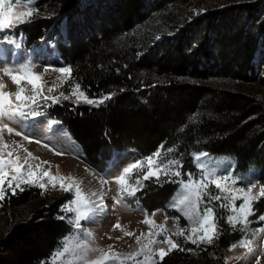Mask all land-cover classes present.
<instances>
[{
    "label": "trees",
    "instance_id": "1",
    "mask_svg": "<svg viewBox=\"0 0 264 264\" xmlns=\"http://www.w3.org/2000/svg\"><path fill=\"white\" fill-rule=\"evenodd\" d=\"M80 1L36 0L39 10L50 3L52 16L9 34L22 32L24 48L32 49L50 35L45 28L58 31L65 19L73 21ZM202 2L118 0L99 35L85 39L73 25L70 45L57 43L72 69L69 85L79 83L93 100L114 93L99 105L61 98L47 111L99 172L109 168L115 152L135 149L147 157L163 145L174 149L168 155L181 161L184 180L187 173L200 179L193 154L208 153L233 159L239 173L256 168L264 185V77L257 76L254 63L264 47V0L233 2L198 15L184 10ZM173 180L180 178L142 190L139 197L149 212L166 210L179 187ZM22 188L15 194L7 190L0 201V264H41L73 231L67 218H60L66 217L62 207L70 194ZM208 191L220 194L212 184ZM222 202H212L219 239L200 247L182 239L178 243L185 250H173L160 264H225L226 249L243 234L226 222ZM254 207L264 215V197Z\"/></svg>",
    "mask_w": 264,
    "mask_h": 264
},
{
    "label": "snow or ice",
    "instance_id": "2",
    "mask_svg": "<svg viewBox=\"0 0 264 264\" xmlns=\"http://www.w3.org/2000/svg\"><path fill=\"white\" fill-rule=\"evenodd\" d=\"M6 5H8L6 7ZM25 8L26 11H15V8ZM39 8L36 6V0H0V41L7 40L8 43L14 45L15 49H20L21 44L18 40L11 39L9 33H14V30L21 24L31 23L33 19L39 15ZM37 65L30 59L24 61L3 62V67H0V200H3L6 195L5 184L8 190L15 194L16 189L23 191L21 185H36L41 188L43 195L48 190L50 184L53 189L57 188L64 192H71L73 199L62 207L65 213L72 215L67 217L70 224L73 226V232L64 237L59 246L53 251L47 261H42L41 264H160L164 257L173 250H185L181 245L173 239V237H183L184 242H191L200 247L201 245H213L221 234L219 228V218L216 216L215 206L213 201H223L219 204L220 208H227L230 214L226 218V222L234 231H240L243 235L236 243L230 245L229 250L237 247L246 249L245 255L238 259H247L253 255L255 249L251 246L253 239L249 238L248 231L251 220L249 217L254 215L253 203L264 197V185L259 187V191L253 194V189L257 187L255 183L244 188H234L229 186L237 183V177L226 174L223 176L216 175L215 171H209L206 165L202 163V158L206 157V153L193 154L194 160L197 162V167L201 170L200 179H194L192 173H187V180H173L172 182L180 185V190L170 202V207L180 211L183 216L189 221L186 227L179 225L178 219L174 220L173 228L170 230L166 227L168 217H165L163 223L157 224L152 217L155 212L149 216L145 213V218L140 223L148 225L147 233L141 232L136 235L134 231H128L127 225H121L119 221L113 226V230L120 229L122 236L116 237V240H121L123 237L135 236L136 248L128 252H121L115 249L114 245L105 247L95 246V235L88 229L84 228L82 221L94 220L95 217L102 213L106 207L104 204V194L102 192L85 193L81 187L82 181L72 175L61 176L57 171L56 175L51 173V165L47 161H41L35 165L37 169L41 164H48V170L43 171L40 179L48 177V183H38L36 174L33 171V165L29 163V158L33 157L31 152L24 149L26 156L23 157L16 152L17 149L23 148V145L13 141L9 144L5 141V134L22 136L23 140L29 141L27 134L10 125L15 124L21 128L26 127L25 121L30 118L42 116L44 113L41 109L48 101L58 103L61 98H74L76 102H86L88 104H102L105 100L111 99V95L104 96L102 99H90L81 89L79 83H73L71 91L65 95L63 91H59L58 95H54L59 87L72 78V69L70 67L54 68L52 71L58 72L61 75L56 79L60 81L57 85L53 84L47 87L45 94V84L43 81V73L35 72ZM49 69L45 68V72ZM7 76L16 86L15 92L6 91L7 84L3 82V77ZM22 82H26L22 83ZM31 86L30 88L28 86ZM52 124L58 123L51 121ZM47 146V145H46ZM11 149V150H9ZM174 151L173 148L164 149L161 145L152 155L144 158H138L134 162H130L125 166L119 175L113 177V181L118 185V194L115 198L117 205L121 204L126 197L135 196L136 192L144 187L143 181L155 178L156 183H161V176L181 177L183 165L179 159H167V155ZM6 153V155H5ZM15 153V155H14ZM57 155L63 153L57 152ZM14 157V158H13ZM27 166V173L22 174V170ZM57 169L59 166H56ZM147 167V171L144 168ZM10 168L12 173L5 169ZM87 171V170H86ZM135 174L134 182L130 183V179ZM10 175V179H8ZM67 182V183H65ZM101 189L110 181L103 177L98 178ZM214 184L220 194L213 195L208 191L209 185ZM99 196V202L93 200L92 197ZM204 197H207L205 201ZM236 200H241L242 203L237 207ZM200 204H204L203 211L200 210ZM61 219L66 217L61 216ZM259 221H264V215L258 217ZM159 229L153 232L151 229ZM170 234H166L169 233ZM264 233V226H261L252 231L253 238L255 235ZM163 236V239L154 237ZM108 239H112L111 236ZM147 239V243L143 240ZM166 245L167 247L154 248L153 245ZM131 247V246H130ZM191 251V249H188ZM260 255H264V250ZM260 255L256 256V264H260ZM142 257V259H141ZM226 264V262H225Z\"/></svg>",
    "mask_w": 264,
    "mask_h": 264
},
{
    "label": "rangeland",
    "instance_id": "3",
    "mask_svg": "<svg viewBox=\"0 0 264 264\" xmlns=\"http://www.w3.org/2000/svg\"><path fill=\"white\" fill-rule=\"evenodd\" d=\"M243 0H203L200 7L191 8V7H184L185 11H193L195 15L201 14L206 12L208 9L216 8V7H225L229 3L233 2H240ZM10 2L14 3V0H10ZM118 0H81L80 6L74 9L76 12L75 19L72 21V18L65 19L63 23L59 26L58 31H54L52 29H56L54 27L45 28L47 29V34L50 33L49 36H45L41 43L36 46H33L32 49L24 48L23 46V35L22 32L19 35H11L9 37L11 39L18 40L21 44L20 49H15L14 45L10 44L5 41H0V67H3V62H12L14 59L16 61H24V60H31L33 63L37 65L35 68V72L43 73V81L47 82L45 84V94H47V87L51 86L55 81L57 85L60 84V81L56 78L61 74L55 71H52L54 68L60 67H70L67 61L61 56L57 47L58 42L63 41L65 44L70 45V29H72L73 25L79 34H82L84 38H91L92 35H99L100 29L104 25V22L107 18L114 14V10L117 7ZM51 6L50 3L47 4ZM8 5H6L7 7ZM44 7L42 10L39 11V15L36 16L31 23H25L26 25H31L33 23L39 22L43 23L45 18H49L52 15V6L51 7ZM15 11H26L25 8H15ZM72 21V23H70ZM24 25V24H21ZM50 29V30H48ZM58 29V28H57ZM2 35V34H0ZM53 36L54 39H51ZM254 63L256 66L257 76L264 77V47H260L256 54ZM45 68L49 70L45 72ZM71 68V67H70ZM3 82L7 84L6 91L15 92L16 86L11 82V80L7 77H3ZM69 81L65 82L62 87H59L54 95H58L59 91H63L65 95H68L71 91V86L69 85ZM25 83L26 82H22ZM31 87L30 85L28 86ZM258 87V86H256ZM263 94H259L262 97ZM51 106V101H48L45 106L41 109L44 113L42 116H38L35 118H30L25 121L26 127L21 128L18 125L12 124L10 126L17 128V130H21L22 133L27 134L30 138L29 141L23 140L22 136H15L14 134L8 135L5 134L4 139L9 144L13 141H16L23 145V148L17 149L16 152L21 156V162L23 161V157L26 156V152L24 149H27L28 152L33 154V157H38L39 159H32L29 158V163L33 165V171L36 174V180L38 183H48V177H44L40 179L42 176L43 171L48 170V164H41V167L37 169L35 165L40 164L41 161H47L50 163L51 155L59 157V161L63 162L64 165V172L60 174L61 176L72 175L77 177L80 181H82L81 187L84 189V192L87 194V179L81 176L80 168L83 166L87 170H93L98 172L102 175V177L108 181H110L108 186V202L110 204V215L107 217H103V215H97L94 220L90 221H82L84 228L88 229L95 235V246L99 247H107L108 245H114L115 249L121 252H128L136 248L135 244V236L133 237H123L121 240H116V237L122 236V232L120 229L113 230V226L119 221V223L123 225H127L128 231H134L136 235H140L141 232L147 233L150 229L148 225L140 223L145 218V213L151 214L153 212L156 213L152 219L155 220L157 224L163 223L165 217H168L166 227L170 230H174L173 224L174 220L178 219L179 225L181 227H186L189 224V221L183 216V214L178 211L177 209L170 207V202L173 200V197L177 195L178 191L180 190V185L177 190L174 192L173 196L168 200L165 209H157L152 212H149L147 207L140 198V194L143 189L147 188L151 184L156 183L155 178L149 179L147 181H143L144 187L141 188L139 191L136 192L135 196H129L124 199V201L117 205L115 203V198H117V190L118 185L113 181V177L120 174L122 169L127 166L130 162H134L138 158H144L137 150L135 149H128L124 152H115L113 158L110 161L109 168L106 169L104 172H99L97 169L92 167L88 164L83 156V148L82 146L73 139L72 135L70 134L67 127L59 120L49 118L47 115V111ZM51 121H57L58 123L52 124ZM47 145V146H46ZM11 150V149H9ZM57 152H61L63 154L57 155ZM198 154V153H195ZM207 156L202 158V163L206 165L207 170L215 171L216 175L223 176L226 174H231L237 177V183L235 185H231L229 181L228 184L234 188H244L247 189V186L250 184L255 183L257 185L256 188L253 189V194L258 193L259 187L261 186L259 182V171L256 168L251 169L249 172L246 173H239L236 170L235 161L228 157L222 156H215L206 153ZM6 155V153H5ZM15 155V153H14ZM14 158V157H13ZM167 159H174L172 156L167 155ZM71 161V162H70ZM73 161V162H72ZM74 162H76L74 166ZM56 164V165H55ZM197 166V162L195 161ZM51 165V173L52 175H56L57 171V162L53 161L50 163ZM82 166V167H81ZM198 168V167H197ZM199 169V168H198ZM7 172L12 173L10 168L5 169ZM181 170V169H180ZM144 171H147V167L144 168ZM201 172V170L199 169ZM27 173V166L22 170V174L26 175ZM10 175L8 179H10ZM82 177V178H81ZM173 178V177H171ZM182 179L181 177H179ZM135 174L130 179V183L134 182ZM161 179H167V177L161 176ZM67 183V182H65ZM26 185V184H25ZM21 185V187L25 186ZM214 185V184H212ZM36 186V185H34ZM215 186V185H214ZM5 189L7 192V187L5 184ZM18 190V189H16ZM50 194H57V195H65L70 194L71 200L73 199V194L71 192H64L59 190V184L57 183V188L53 189L51 185H48V190ZM90 191V190H89ZM262 198V197H261ZM261 198L257 199L252 207L254 210V215L249 217L252 221L249 225L248 235L250 239H253L252 247L255 249L253 255L249 256L246 260L245 259H238L245 255L246 249L242 247H237L233 250H229L230 246L225 251V258L227 264H256V256L260 255L261 251L264 250V233H260L255 235L253 238L252 231L264 226V221L258 220V211L255 210L254 204L257 203ZM205 201H207V197H204ZM70 200V201H71ZM1 201V200H0ZM69 201V202H70ZM69 202L67 204H69ZM236 205L242 203L241 200H236ZM204 204H200V210L203 211ZM213 206V203L212 205ZM226 210V218L230 214L227 208ZM170 212V213H169ZM173 212V213H172ZM71 213H65L66 218L71 216ZM68 220V218H67ZM153 232L159 231V229H151ZM73 232V231H72ZM71 232V233H72ZM166 234H170L166 233ZM111 236L112 239H108ZM156 239H163V236L154 237ZM177 242L183 239V237H173ZM241 239V238H240ZM239 239V240H240ZM238 241V240H237ZM236 241V242H237ZM144 243H147V239L143 240ZM234 242V243H236ZM233 243V244H234ZM131 246V247H130ZM154 248L158 247H167L166 245H153ZM142 259V257H141ZM260 264H264V255H260Z\"/></svg>",
    "mask_w": 264,
    "mask_h": 264
},
{
    "label": "bare ground",
    "instance_id": "4",
    "mask_svg": "<svg viewBox=\"0 0 264 264\" xmlns=\"http://www.w3.org/2000/svg\"><path fill=\"white\" fill-rule=\"evenodd\" d=\"M51 158L52 159L49 160L50 163H52L53 161H56L57 162V165L59 166V168H58L59 174H63L64 169H65L64 168V165H63V162L62 161H59L60 159L57 156L51 155ZM75 164H76V162H74V166L76 167L77 165H75ZM80 170H81L80 171L81 176H83L85 179H87V182H88L87 183V191H88V193H92V192H102L104 194V204L106 205V207H105V209H104V211L102 213L98 214V216L99 215H103V217L109 216L110 215V207H111L110 204H109V202H108V199H107L109 189H108V186L107 185H105L103 187V189H101V186H100V184L98 182V178L102 177V175L99 174L96 171L87 170L84 166L82 168H80ZM92 199L93 200H96L97 202H99V196H94V197H92Z\"/></svg>",
    "mask_w": 264,
    "mask_h": 264
}]
</instances>
